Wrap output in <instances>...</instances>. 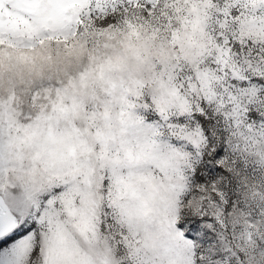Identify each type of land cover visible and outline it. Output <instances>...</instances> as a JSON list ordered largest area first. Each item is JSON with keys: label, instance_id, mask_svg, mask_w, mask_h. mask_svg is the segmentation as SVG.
Returning a JSON list of instances; mask_svg holds the SVG:
<instances>
[{"label": "snow or ice", "instance_id": "snow-or-ice-1", "mask_svg": "<svg viewBox=\"0 0 264 264\" xmlns=\"http://www.w3.org/2000/svg\"><path fill=\"white\" fill-rule=\"evenodd\" d=\"M71 3L67 34H31L22 59L82 45L140 71L67 167L0 141V264H264V0Z\"/></svg>", "mask_w": 264, "mask_h": 264}, {"label": "rangeland", "instance_id": "rangeland-1", "mask_svg": "<svg viewBox=\"0 0 264 264\" xmlns=\"http://www.w3.org/2000/svg\"><path fill=\"white\" fill-rule=\"evenodd\" d=\"M74 15L71 0L0 4V141L17 163L38 164V171L67 167L69 156L75 162L94 142L109 137L119 123L118 94L126 86L124 77L140 71L126 53L93 56L82 45H46L43 56L21 58L31 34L53 29L50 34L61 37L72 28ZM50 106L57 115L45 111ZM21 109L25 117L37 119L31 125L22 123Z\"/></svg>", "mask_w": 264, "mask_h": 264}]
</instances>
